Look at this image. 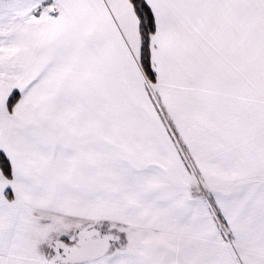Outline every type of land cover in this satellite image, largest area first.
I'll return each mask as SVG.
<instances>
[{"label": "snow or ice", "instance_id": "1", "mask_svg": "<svg viewBox=\"0 0 264 264\" xmlns=\"http://www.w3.org/2000/svg\"><path fill=\"white\" fill-rule=\"evenodd\" d=\"M0 264H264V0H0Z\"/></svg>", "mask_w": 264, "mask_h": 264}]
</instances>
